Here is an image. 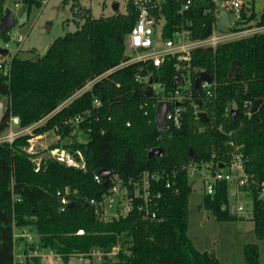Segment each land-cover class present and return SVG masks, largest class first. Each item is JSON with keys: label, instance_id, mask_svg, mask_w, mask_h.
Wrapping results in <instances>:
<instances>
[{"label": "trees", "instance_id": "1", "mask_svg": "<svg viewBox=\"0 0 264 264\" xmlns=\"http://www.w3.org/2000/svg\"><path fill=\"white\" fill-rule=\"evenodd\" d=\"M5 1L0 0V18L8 10ZM18 1L26 6L27 15L42 3ZM75 7L79 19L75 31L56 38L35 61L13 55L9 75H0V98L9 99L0 120V135L12 116L18 117L22 128L45 120L33 129V135L55 133L58 139L51 149L73 155L80 151L85 170L66 166L48 157V152L39 159V169L35 171L33 158L44 150L29 154L28 135L0 143V264H51L32 256L33 251H51L59 256L60 264H219L212 252L199 251L187 236L188 198L192 192L187 169L191 164L228 161L227 143L233 142L240 146L246 173L253 175L256 183L264 181V33L225 42L214 49H196L189 72L183 73L184 82L179 83L173 60H166L159 68L141 62L119 67L127 60L124 38L137 18L128 3L125 13L97 18L78 2ZM178 8L176 0H167L163 7L165 36L173 25L184 20L176 12ZM214 10L211 0L193 1L185 19L191 20L195 38L211 34L216 21ZM240 13L245 23L263 25L264 0L259 12H254L252 2ZM10 30L0 32V38L8 40ZM233 61L238 62V67L229 78ZM202 71L213 79L212 101L193 90V82ZM137 75L151 76L163 84L160 96L189 82L193 100L183 104L179 129L168 132L156 128L153 104L157 98L146 96L149 82H137ZM257 100L261 107L252 112ZM94 101L99 106H94ZM246 102L251 103L249 116L244 108ZM232 109L236 110L233 118ZM201 110L207 122L194 116ZM86 112L90 115L86 116ZM84 115L78 124L65 123ZM78 133L85 136V142L78 140ZM156 147L162 149L163 156L149 157L148 151ZM189 149L194 159L188 155ZM100 169L112 171L110 178L125 182L138 180L145 171L155 174L159 181L152 184L151 193L158 192L160 197L153 199L154 205L150 203L148 208L154 218L141 215L138 207L143 203L137 198L126 216L99 222L88 200L100 199L111 185L109 177L105 182L102 178L94 180ZM66 188L76 192L69 195L75 206L60 211L56 193ZM248 196L252 199L248 219L253 222L256 238L264 240V204L257 200L254 188ZM230 204L228 184L216 182L211 195L203 193L200 208L209 211L216 221L232 222L240 217L231 212ZM25 227L34 239L26 242L25 258L17 262L14 230ZM79 230L83 233L77 234ZM114 246L120 248L117 254L104 256L101 261L71 260L73 255L92 248L109 252ZM243 256L247 264H259L256 244H245Z\"/></svg>", "mask_w": 264, "mask_h": 264}, {"label": "built area", "instance_id": "2", "mask_svg": "<svg viewBox=\"0 0 264 264\" xmlns=\"http://www.w3.org/2000/svg\"><path fill=\"white\" fill-rule=\"evenodd\" d=\"M179 2V8L177 14L182 16L184 20L180 24L173 25L171 27L169 35H164V27L166 25V16L163 13V7L167 4V0H127V3L137 13L136 22L130 31L124 38V55L127 60L119 65V67L126 66L131 63L141 62L145 65H151L155 68H159L166 60L174 61V69L179 72L182 76L183 73L189 72L192 52L200 48H212L214 49L219 44L230 42L233 40L246 38L258 33H264V24L256 25L255 23H245L241 17V10L249 8L253 0H211L215 5V16L218 18L217 6L223 7L227 12L235 16L233 22L230 25H225L221 31L215 29V23L212 27V32L205 38H195L193 29L191 28V20L185 19V14L189 12L193 5L194 0H176ZM18 7V4L14 5ZM14 15V14H13ZM15 17V16H14ZM16 19V18H15ZM25 18H21L20 24H23ZM19 23L16 20V26ZM10 31L8 32V35ZM25 37L19 36L16 40L18 44L17 53L20 49V44L24 41ZM6 50L7 54L2 56L0 53V75L7 77L9 75V63L12 59L11 54L8 51V45L0 46V51ZM152 80L151 76L140 77L136 76L137 82H149ZM93 83L89 82L84 89H88ZM150 85V84H149ZM150 87L153 89V95L156 96V101L153 104L155 109L156 104L160 101H166L170 104V110L166 113L165 118L168 122V126L173 129H179L181 126L182 112L185 110L183 104L186 101L193 100L191 91L189 89V82L183 87H178L174 91L169 92L165 96H160V92H155V87L160 90L163 89V84L153 82ZM187 90V92H185ZM202 92V98L206 101H212L215 98L214 83L208 84L203 82L200 86ZM79 93V92H78ZM70 99L63 103L62 106L66 105ZM146 105V104H145ZM94 106H99L97 101H94ZM250 102L244 104L246 114L249 116ZM198 112L194 114L196 119ZM90 115L86 112V116ZM84 116H76L68 122L80 123ZM42 121V120H41ZM41 125L40 121L34 123L28 127H20L18 117L12 116L9 119L8 127L5 132L0 135V143L8 142L11 143L15 138L23 135H28V147L27 152L29 154H36L37 149L35 147L36 141L44 135H33L32 131L35 127ZM129 126V123H126ZM227 155L229 156L228 161L225 162H213V163H202V164H191L188 166V175L192 177L195 173L202 179L203 182V193L211 195L214 192V185L216 182H225L228 184V195L231 199V206H233V213L238 216H246L250 218L252 209V199L248 196L250 189L254 188L257 191V200L264 204V181L256 183L253 175L247 174L244 167V159L239 149L240 146L234 145L233 142H228ZM49 156L55 160L64 163L66 166H72L81 170H85V161L80 151H76L75 155L67 153L63 149H54L49 152ZM215 158V154L212 155ZM39 157L33 158L36 161L35 171L39 169ZM110 178V177H109ZM111 185L107 192H105L100 199H89L88 204L93 208L96 218L99 222L105 223L113 219H117L122 216H126L132 209L133 202L139 198L142 203L138 209L144 212L145 216L154 218V213H149L148 208L150 203L154 205L153 199L160 197V193L152 194L151 187L153 183L159 181L155 174L147 171L141 173L138 180L129 179L127 182L116 178H110ZM94 180L99 182L101 177L99 174L94 175ZM196 181H194L195 184ZM169 187V184H166ZM76 192H70L68 188L64 189L63 192H57L56 195L60 202V211H64L68 208V204L72 201L69 198L70 194ZM248 199L251 203V209L246 211L241 201ZM22 236L28 237L31 242L30 236L25 235V229H23ZM83 231L79 230L77 234H82ZM116 247L111 248L109 252H103L100 249L92 248L90 251L83 254H76L71 257V260L77 263L84 261H101L104 256L112 257L116 254ZM32 256H52L56 262L60 261L58 255L53 254L51 251H47L46 254L38 253L33 251ZM25 256L21 259L22 262Z\"/></svg>", "mask_w": 264, "mask_h": 264}, {"label": "rangeland", "instance_id": "3", "mask_svg": "<svg viewBox=\"0 0 264 264\" xmlns=\"http://www.w3.org/2000/svg\"><path fill=\"white\" fill-rule=\"evenodd\" d=\"M15 2H18V7L14 6ZM77 2L90 9L95 18L101 15H111L113 4H118L119 13H125L127 6V0H42L41 7L32 8L27 15L25 5L19 3L18 0H6L5 7L12 11L19 25L10 30L8 40L5 41L0 38V46L7 44L8 51L14 54L18 49L16 40L19 36H23L25 39L15 54L21 59L37 60L46 53L49 45L56 38L75 31L76 22L79 21L75 15ZM262 4L263 0H253L254 12H259ZM25 17L27 19L23 24H20L21 18ZM155 92H161V90L155 87ZM44 121H40V124H44ZM42 135L44 136L35 143L38 151L44 150L38 153L39 158L46 157L48 152L54 151L51 146L58 139V136L53 132ZM77 135L78 140L85 142L84 135L80 133ZM190 178L192 179V192L188 198L190 214L187 236L195 248L199 251L212 252L219 264H247L243 256V246L256 244L259 250V264H264V240L256 238L253 222L246 216H238L240 218L232 222L216 221L209 211L200 208L203 196L202 179L197 173ZM194 181H196L195 184H192ZM241 204L246 211L251 209V203L248 199H243ZM23 229H25V235L30 236L31 239L34 237V234L27 227L14 230V258L17 262L24 257L26 242L32 243L28 237L22 236ZM20 237L24 239H20ZM119 249L117 246L116 254ZM37 252L46 254L43 251ZM39 257L51 264L61 263L54 261L53 257L49 255Z\"/></svg>", "mask_w": 264, "mask_h": 264}, {"label": "water", "instance_id": "4", "mask_svg": "<svg viewBox=\"0 0 264 264\" xmlns=\"http://www.w3.org/2000/svg\"><path fill=\"white\" fill-rule=\"evenodd\" d=\"M112 9H113V12L115 14L119 13L118 4H113ZM216 9L218 11L219 16H218L216 23H215V29L217 31H221L225 25H230L233 22L235 16L233 14L227 12L221 6H217ZM15 26H16V19L13 15L12 11L7 10L4 13V15L0 18V32H5L6 30H10V29L14 28ZM0 53L2 54V56H5L7 54V51L1 50ZM237 67H238V62L233 61L232 66H231L230 71H229V74H228L229 78H231L235 74ZM175 76H176V79L178 80L179 83H183L182 76L179 72H176ZM156 81H157V79L150 80L149 84L151 85L153 82H156ZM212 81H213L212 77L207 72H205V71L199 72L197 74L194 82H193L194 92L196 94L199 93L200 86L203 82L210 84V83H212ZM152 95H153V89H152V87H150L148 89V93L146 96L151 97ZM8 105H9V99L8 98H0V120H1L2 116L4 115V113L7 111ZM197 105H198V107L202 106L200 101H197ZM170 107H171L170 104L166 101H160L156 104L155 112H154V119H155L156 128L160 131H168L169 132L172 130L168 126V122L165 118V115L170 110ZM260 107H261V101L257 100L253 103L251 111L254 112L257 109H260ZM235 114H236V110L232 109L231 110V117L233 118ZM197 117L201 122H207V120H208L206 113L203 111H199L197 114ZM188 155L193 159L195 158V155L191 149L188 150ZM148 156L149 157L158 156L161 158L163 156V151L159 147L152 148L148 151ZM97 173L102 178V181L105 182L107 180V178L112 175L113 172L108 171L106 169H100V170H98ZM193 183L194 182H192V184ZM74 206H75L74 202H71L68 204V208H73ZM231 212L232 213L234 212L233 206H231ZM141 215H144V212H141ZM263 227H264V224H263Z\"/></svg>", "mask_w": 264, "mask_h": 264}]
</instances>
